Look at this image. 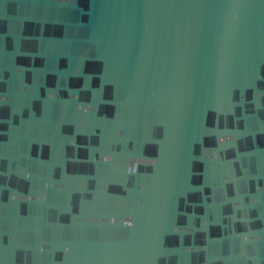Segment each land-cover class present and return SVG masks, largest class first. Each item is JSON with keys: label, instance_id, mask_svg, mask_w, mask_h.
Masks as SVG:
<instances>
[{"label": "water", "instance_id": "obj_1", "mask_svg": "<svg viewBox=\"0 0 264 264\" xmlns=\"http://www.w3.org/2000/svg\"><path fill=\"white\" fill-rule=\"evenodd\" d=\"M0 264H264V0H0Z\"/></svg>", "mask_w": 264, "mask_h": 264}]
</instances>
